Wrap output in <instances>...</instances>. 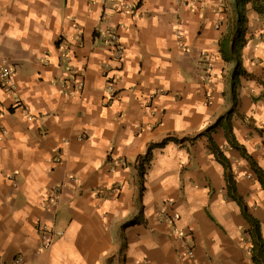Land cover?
Returning a JSON list of instances; mask_svg holds the SVG:
<instances>
[{"label": "crops", "instance_id": "obj_1", "mask_svg": "<svg viewBox=\"0 0 264 264\" xmlns=\"http://www.w3.org/2000/svg\"><path fill=\"white\" fill-rule=\"evenodd\" d=\"M132 1L0 0L15 86H0V264H253L209 137L263 236L264 191L222 127L202 135L232 109L220 41L233 0ZM246 15L231 121L264 170V20ZM39 225L55 232L49 249Z\"/></svg>", "mask_w": 264, "mask_h": 264}, {"label": "trees", "instance_id": "obj_2", "mask_svg": "<svg viewBox=\"0 0 264 264\" xmlns=\"http://www.w3.org/2000/svg\"><path fill=\"white\" fill-rule=\"evenodd\" d=\"M248 6L255 11L260 18L264 20V0H233L234 16L228 19L227 28L220 41V53L222 59L233 64L231 72V93H232V109L229 113L220 116L217 121L209 128H207L202 135L208 133L211 129L222 127L225 131V136L230 147L240 153V155L247 161L250 170L255 175L257 181L260 183L264 191V170L258 164L257 160L250 155L246 148L241 145L233 134V127L231 121L232 112L237 105V87L239 78L245 74L241 64V48L244 45V35L247 29V11ZM174 138H167L161 142L166 143ZM209 147L215 159L224 168V179L226 182L227 196L232 201L236 202L240 208L243 218L249 225L246 230L251 239V261L253 264H264V236L262 232L261 221L255 217L251 212L246 200L239 194L237 188V181L232 170L230 159L224 154L221 148L209 137ZM151 149H149L148 153ZM135 222H126L122 228L133 225Z\"/></svg>", "mask_w": 264, "mask_h": 264}, {"label": "built area", "instance_id": "obj_3", "mask_svg": "<svg viewBox=\"0 0 264 264\" xmlns=\"http://www.w3.org/2000/svg\"><path fill=\"white\" fill-rule=\"evenodd\" d=\"M132 4H134L132 0H123V1L121 0V4L116 8V10L117 12H123V11H129V10L132 11L133 10L131 8ZM113 41H114L113 46L117 52L118 57L122 58L124 55V52L122 48L119 46V42L115 36H113ZM78 82L80 83V85L82 84L81 81H78ZM13 83H14L13 82V69L7 66L0 67V86L4 90L11 91L12 89L15 88ZM153 96H154L153 94L150 95V97H153ZM5 133H6L5 126L0 121V137L3 136ZM56 161H60L59 155L56 157ZM146 163H147V158L145 156H139L135 161V166L138 168H145ZM104 188L105 186L99 187L97 190L98 193H101L102 189ZM105 191L108 194L110 192L114 196H117L119 192L121 191V187L118 184H114L111 186H106ZM39 231L42 234L43 247L46 249H49L55 240V232L52 229L48 228L46 225H39ZM184 240L186 242V246H185L186 256L189 258H192L194 256L193 246L191 244L192 235L187 234Z\"/></svg>", "mask_w": 264, "mask_h": 264}, {"label": "rangeland", "instance_id": "obj_4", "mask_svg": "<svg viewBox=\"0 0 264 264\" xmlns=\"http://www.w3.org/2000/svg\"><path fill=\"white\" fill-rule=\"evenodd\" d=\"M248 224V223H247ZM248 228H249V225H248V227H247V229L246 230H248ZM246 230H245V234H246V239H248L249 240V243H250V245L252 246V242H251V239H250V237L248 236V234H247V232H246ZM122 246H121V250H123L124 249V241H122Z\"/></svg>", "mask_w": 264, "mask_h": 264}]
</instances>
